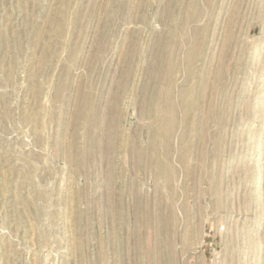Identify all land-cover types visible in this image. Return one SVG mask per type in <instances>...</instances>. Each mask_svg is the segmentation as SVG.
Here are the masks:
<instances>
[{
	"label": "rangeland",
	"instance_id": "1",
	"mask_svg": "<svg viewBox=\"0 0 264 264\" xmlns=\"http://www.w3.org/2000/svg\"><path fill=\"white\" fill-rule=\"evenodd\" d=\"M0 264H264V0H0Z\"/></svg>",
	"mask_w": 264,
	"mask_h": 264
}]
</instances>
